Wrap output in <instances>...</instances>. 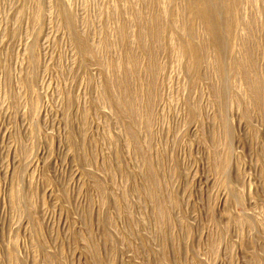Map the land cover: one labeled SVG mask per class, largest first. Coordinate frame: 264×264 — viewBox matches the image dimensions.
I'll return each instance as SVG.
<instances>
[{"label": "rangeland", "instance_id": "obj_1", "mask_svg": "<svg viewBox=\"0 0 264 264\" xmlns=\"http://www.w3.org/2000/svg\"><path fill=\"white\" fill-rule=\"evenodd\" d=\"M0 264H264V0H0Z\"/></svg>", "mask_w": 264, "mask_h": 264}]
</instances>
